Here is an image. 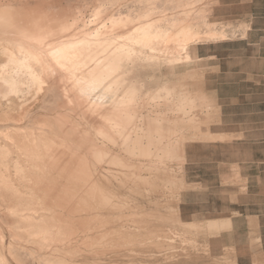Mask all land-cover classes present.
I'll list each match as a JSON object with an SVG mask.
<instances>
[{"label": "bare ground", "instance_id": "1", "mask_svg": "<svg viewBox=\"0 0 264 264\" xmlns=\"http://www.w3.org/2000/svg\"><path fill=\"white\" fill-rule=\"evenodd\" d=\"M51 2L0 0V264H192L177 238L201 226L170 197L188 138L177 115L195 138L194 103L137 72L190 62L222 32L181 16L161 27L157 0L68 16Z\"/></svg>", "mask_w": 264, "mask_h": 264}, {"label": "rangeland", "instance_id": "2", "mask_svg": "<svg viewBox=\"0 0 264 264\" xmlns=\"http://www.w3.org/2000/svg\"><path fill=\"white\" fill-rule=\"evenodd\" d=\"M51 1L49 10L67 16L90 12L94 2ZM155 7L164 11L157 15L165 16L161 27L171 19L176 26L181 16L222 32L220 38L195 43L190 62L151 64L137 72L145 88L167 83L194 103L195 138L177 115L176 124L187 128L188 138L179 146L183 161L171 166L178 187L170 201L179 219L201 227L199 233H186L187 243L177 238L178 250L185 247L192 264H264L260 241L253 240L257 224L248 217L264 210V106L251 103L256 82L264 84V0H157ZM134 9L127 1L120 11L128 15ZM212 219H228L229 226L218 233L202 228ZM248 231L253 237H246Z\"/></svg>", "mask_w": 264, "mask_h": 264}, {"label": "crops", "instance_id": "3", "mask_svg": "<svg viewBox=\"0 0 264 264\" xmlns=\"http://www.w3.org/2000/svg\"><path fill=\"white\" fill-rule=\"evenodd\" d=\"M251 28V27H250ZM250 28H248L246 31L248 32V30H250ZM258 87L256 88L257 90V96L255 99H253V101H251L252 106H264V84L260 81L256 82ZM248 217L251 219L250 221L253 222V224H257V229L256 231H254L253 233H257V236H255V239H259L260 244H261V249L262 251H264V210H256L254 212H250ZM250 231L247 232V238L248 237H253V235L248 236V233ZM242 257V255L240 256Z\"/></svg>", "mask_w": 264, "mask_h": 264}]
</instances>
